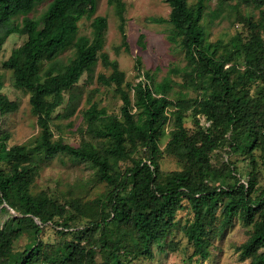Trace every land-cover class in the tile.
<instances>
[{
    "label": "trees",
    "instance_id": "1",
    "mask_svg": "<svg viewBox=\"0 0 264 264\" xmlns=\"http://www.w3.org/2000/svg\"><path fill=\"white\" fill-rule=\"evenodd\" d=\"M164 1L168 18L152 21L168 24L184 53L186 66L170 73L185 93H173L170 75L157 81L139 57L138 82H128L104 52L106 17L94 18L92 36L79 34L97 0H0V54L12 34L25 37L3 65L29 95L39 127L22 144L0 132V264H148L156 251H181L178 233L193 251L188 264H206L235 220L249 229L241 259L264 264V0ZM110 3L123 20V0ZM225 19L234 33L212 40ZM121 31L117 52H129ZM100 59L110 74L98 82L121 102L120 114L90 102L78 134L67 125L80 138L69 143L56 122L63 115H54L66 95L67 110H76L77 87ZM3 86L0 76V116L19 108ZM60 156L91 174L65 190L39 185L40 165ZM166 156L180 168L163 170Z\"/></svg>",
    "mask_w": 264,
    "mask_h": 264
},
{
    "label": "rangeland",
    "instance_id": "2",
    "mask_svg": "<svg viewBox=\"0 0 264 264\" xmlns=\"http://www.w3.org/2000/svg\"><path fill=\"white\" fill-rule=\"evenodd\" d=\"M97 9L91 17L83 18L80 23V35L92 36L91 23L97 16H104L108 21V29L106 33V42L104 52L109 54L112 60L119 62L120 68L125 72L126 80L136 81L137 69L136 59L139 57L144 69L150 71L157 81H162L168 75L175 81L173 93H185L189 89L184 84V80L170 73L174 69L184 68L186 59L184 53L179 46L169 40L171 27L168 24L155 23L153 18H168L171 11L170 6L164 0H123L126 5L124 19H120L115 12V6L110 3V0H97ZM197 0H189L191 4ZM218 3V0H213V7ZM48 3L40 4L34 12L29 14L30 17H39L47 8ZM21 22L20 19L17 20ZM124 26V31L127 36L128 46L130 51H126V46H123L119 52L117 48L122 44L123 34L121 26ZM234 33V27L231 26L229 20L217 21L211 32V39L217 40L223 38L226 41ZM25 37L12 34L6 41L3 50L0 54V76L3 83V91L11 100L19 104L17 111L0 116V132H8L12 144H22L27 142L31 137L39 133L37 125V117L32 113L30 97L21 89L17 88L13 78V72L4 67L3 63L8 59L13 50L24 43ZM68 54V53H67ZM65 54L63 58L67 56ZM109 68H106L100 59L94 69L93 78L88 79V74L84 75L75 94L76 110L71 112L70 107L67 110L69 95H66L65 104L57 111V114H62L63 117L56 120L61 125L64 131L65 140L69 143H77L79 139L73 133H69L71 129L77 133V129L83 125L82 111L85 110L90 102H99L100 106L108 108L109 113L120 114L121 102L115 98L112 91L106 86L98 82V77L101 73L109 75ZM194 96V93H191ZM73 124L71 129L67 125ZM78 134V133H77ZM168 140L165 142L162 148ZM38 184L41 186L56 187L58 184L65 190L72 184L80 183L82 179H86L91 174V169L87 168L84 163L71 161L67 157H56L52 160L44 161L41 165ZM162 168L165 171L175 170L180 168V164L166 156L162 161ZM93 194V192H90ZM179 218L184 219L182 214ZM249 229L243 222L235 220L234 224L229 227L222 238L216 240L214 247L211 248L212 259L206 264H246L241 259L239 247L249 237ZM53 230L47 229L45 239L53 238ZM176 242L181 243V251L160 253L156 251V257L148 264H188V255H192L191 248L184 250L186 239L181 233L175 237ZM19 242V245L23 244ZM17 249L20 248L16 246ZM133 264H145L143 262H135Z\"/></svg>",
    "mask_w": 264,
    "mask_h": 264
}]
</instances>
